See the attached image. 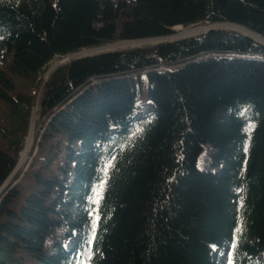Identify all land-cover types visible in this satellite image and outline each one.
<instances>
[{"label":"trees","instance_id":"trees-1","mask_svg":"<svg viewBox=\"0 0 264 264\" xmlns=\"http://www.w3.org/2000/svg\"><path fill=\"white\" fill-rule=\"evenodd\" d=\"M204 22L264 39V0H0V186L46 64ZM37 114L25 188L0 191V264H264L259 42L216 28L70 59Z\"/></svg>","mask_w":264,"mask_h":264},{"label":"rangeland","instance_id":"rangeland-1","mask_svg":"<svg viewBox=\"0 0 264 264\" xmlns=\"http://www.w3.org/2000/svg\"><path fill=\"white\" fill-rule=\"evenodd\" d=\"M192 27H196V28H202L200 27V25H197V26H192ZM183 29L185 28H181L179 30L176 31V34H179ZM200 33V32H199ZM198 34V33H197ZM193 35H196V34H193ZM121 41H116V42H113V43H118V44H121L119 43ZM141 42V41H140ZM111 43V44H113ZM152 44V43H151ZM143 45H149V44H139V46H143ZM104 46V45H103ZM121 46V47H120ZM130 46H138V45H127V44H124L122 43V45H119L118 47H115L113 48L112 50L114 51H122V50H126V49H133V48H129ZM89 49H85V50H82V51H88ZM109 52V51H108ZM98 54L97 51H90L88 53H85L83 55H88V56H92V55H95V54ZM102 53V52H101ZM83 55H80V56H83ZM73 56V55H72ZM70 57V56H68ZM75 57H79V56H75ZM75 57L73 58H68L67 60H65L64 62H62V64L66 63L68 60L70 59H74ZM85 57V56H84ZM62 59H59V60H51V62L49 64H46L45 66V69L46 71L50 68L51 64H59L58 61H60ZM60 64V65H62ZM59 66V65H58ZM57 67V66H56ZM55 67V68H56ZM54 68V69H55ZM53 69V70H54ZM45 71V72H46ZM44 72V73H45ZM44 75V74H43ZM43 76H40V79H39V82L38 84L36 85V87L34 88V92H33V106L30 110V120H29V126H28V130H27V133L29 132V128H30V122H31V118L33 117V124H32V127L33 128V133H32V140L33 138L35 137V134L37 133L38 129H39V125L43 122V118H39L38 114H37V110H38V107H39V100L41 98V90H42V85H43V80H42ZM26 133V135H27ZM28 137V136H27ZM27 139V138H26ZM26 141V140H25ZM24 142V141H23ZM32 143V142H31ZM31 146V145H30ZM26 151L23 150L22 153H24ZM28 152V151H27ZM21 153V155H22ZM28 154V153H27ZM21 155H20V158H21ZM33 155V154H32ZM19 156V155H18ZM26 157V156H25ZM25 161H23L21 163V165L17 166V163H16V166L14 167L13 171L11 172V174L8 176V178L5 180V182L0 186V191L7 185H10V187H12L13 185L17 184L18 186H20L22 189L25 188V184L27 182V180H21V177L23 176L24 172L26 171L27 167L29 166V163L31 161V157L28 159V157L25 159ZM18 161V160H17ZM21 162V159L19 160ZM202 161V158L200 159V162ZM21 171L20 174L18 175L17 179L15 180H10L11 177L13 176V174L17 171ZM70 179V177H69ZM68 179V180H69ZM7 185V186H8ZM74 213V212H73ZM60 230L59 231H64V226H61L59 228ZM72 243L71 242H65L64 243V246L65 247H68L69 249L72 247L71 246ZM81 256V257H80ZM97 254L93 251V250H90L84 254H81L77 257L76 255V261H75V264H93L94 260H96L97 258ZM15 259L20 261L21 264H34L29 258H27L26 256L22 257L20 256L19 254H16L15 256ZM21 259V260H19ZM264 260V258L262 259ZM217 264H230V259H229V252L226 250V251H222V252H219L217 254Z\"/></svg>","mask_w":264,"mask_h":264},{"label":"water","instance_id":"water-1","mask_svg":"<svg viewBox=\"0 0 264 264\" xmlns=\"http://www.w3.org/2000/svg\"><path fill=\"white\" fill-rule=\"evenodd\" d=\"M198 24H200V27H202V31H201L200 33H198V34H204V33L208 32V31H210V30H214V29L218 28V29H228V30L236 31V32H239V33H240L241 35H243V36L249 37V36H247V35L241 33L240 31H238V30H236V29H231V28L228 27V26H234V27H236L237 25H234V24H227V23L211 24V23H207V22H204V23H198ZM193 25H194V24H193ZM189 26H191V25H189ZM189 26H186V27H184V28H188ZM175 27H182V26H175ZM173 28H174V27H172V28L170 29V31L172 32V34L169 35V36L162 37V38L142 39V40H140V41H143V42L146 41V42L143 43V44H151V43H152V44H156V43H159V42L173 41V40H176V39H181V38H187V37H192V36H194V35H192L191 33H186V34L178 35V34L175 33V30H174ZM198 34H196V35H198ZM249 38H251V37H249ZM251 39L254 40L253 38H251ZM254 41L259 42L260 44H262V45L264 46V42L257 41V40H254ZM122 42H131V41H121V42H119V43H122ZM113 44H118V43H113ZM108 45H110V44H106V45H104V46L97 47V48H96V49H97V52H98V53H101V52L114 51V50H112V49L115 48V47H108ZM139 47H140V46L138 45V46H130L129 48H139ZM75 53H76V52H75ZM75 53H72V54H75ZM72 54H68V55L70 56V55H72ZM96 54H97V53H96ZM68 55H66L65 57H63L62 60L58 61L59 65L62 64V62H64L65 60L68 59V58H67ZM84 56H88V55H83V56H79V57H75V58H82V57H84ZM56 65H57V64H56ZM56 65H55L53 68L48 69V70L44 73L43 78H42L43 81L46 80V77H47L48 74H49V73H50V72L56 67ZM57 66H58V65H57Z\"/></svg>","mask_w":264,"mask_h":264},{"label":"bare ground","instance_id":"bare-ground-1","mask_svg":"<svg viewBox=\"0 0 264 264\" xmlns=\"http://www.w3.org/2000/svg\"><path fill=\"white\" fill-rule=\"evenodd\" d=\"M228 27L231 28V29H236V30L240 31L241 33H243V34H245V35L253 38L254 40L264 42V39L263 38H261L258 35H255V34L251 33V31H249L247 29L245 30V28L242 27V26H236V27H234V26H228ZM201 31H202V28H199V27L198 28H196V27L194 28L192 26H189L188 28L183 29L178 35H182V34H186V33H191L193 35V34H197V33L201 32ZM145 42H143V41H141V42L131 41V42H122V43L127 44V45L128 44L129 45H139V44H142V43H145ZM122 43L121 44H110V45H108V47H118L119 45H122ZM90 51H97V49L96 48H93V49H89L88 51H79V52L75 53L74 55L72 54L73 56L68 57L69 56L68 55L67 58H73L75 56H80V55H83V54L88 53ZM55 65H56V63L55 64H51L50 68H53ZM57 65H59V64H57ZM32 124H33V117L31 118L30 128H29V132H28V137H27V139L25 141V144H24V151H26V152L22 153L21 158H20L21 159V162L19 161L18 164H17V166L21 165V163L24 161V158H25V156L27 154V151L29 149V146L31 144V141H32V133H33V128H31L32 127Z\"/></svg>","mask_w":264,"mask_h":264}]
</instances>
